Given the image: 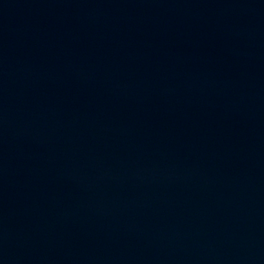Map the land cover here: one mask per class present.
Wrapping results in <instances>:
<instances>
[{
  "label": "water",
  "instance_id": "1",
  "mask_svg": "<svg viewBox=\"0 0 264 264\" xmlns=\"http://www.w3.org/2000/svg\"><path fill=\"white\" fill-rule=\"evenodd\" d=\"M0 264H264V0H0Z\"/></svg>",
  "mask_w": 264,
  "mask_h": 264
}]
</instances>
